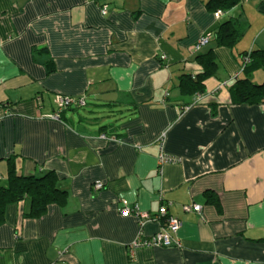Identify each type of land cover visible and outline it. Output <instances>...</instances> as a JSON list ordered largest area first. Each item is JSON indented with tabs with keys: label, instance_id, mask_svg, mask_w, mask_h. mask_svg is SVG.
I'll return each instance as SVG.
<instances>
[{
	"label": "crops",
	"instance_id": "crops-1",
	"mask_svg": "<svg viewBox=\"0 0 264 264\" xmlns=\"http://www.w3.org/2000/svg\"><path fill=\"white\" fill-rule=\"evenodd\" d=\"M211 1L0 0V183L13 159L23 176L54 172L67 192L40 218L25 216L29 200L6 207L0 264H264V102L231 96L238 80L264 83V68L242 71L246 54L264 51V0L219 19ZM229 20L244 30L233 48L217 46ZM211 49L204 92L184 94ZM56 95L85 106L53 119ZM162 133L181 161L159 172ZM192 203L202 213L184 212ZM164 205L182 222L181 247L131 252L163 225L122 211Z\"/></svg>",
	"mask_w": 264,
	"mask_h": 264
},
{
	"label": "trees",
	"instance_id": "trees-1",
	"mask_svg": "<svg viewBox=\"0 0 264 264\" xmlns=\"http://www.w3.org/2000/svg\"><path fill=\"white\" fill-rule=\"evenodd\" d=\"M239 0H212L210 9L228 11L238 4ZM244 26L237 20H229L220 25L215 34L217 46L233 48L242 34ZM248 55V54H246ZM250 62H243V72L252 74L264 68V51L249 53ZM203 72L194 79L183 78L180 84L184 94L195 95L204 92V81L212 77L217 68L216 58L211 49L197 57ZM232 100L236 104H258L264 102V83L254 84L249 78L238 80L231 89ZM8 182L0 183V225L4 223L6 207L24 200H29L30 211L25 216L40 218L53 205H64L67 192L58 186V178L54 172L42 177L23 176L17 173L13 159L9 160Z\"/></svg>",
	"mask_w": 264,
	"mask_h": 264
},
{
	"label": "built area",
	"instance_id": "built-area-1",
	"mask_svg": "<svg viewBox=\"0 0 264 264\" xmlns=\"http://www.w3.org/2000/svg\"><path fill=\"white\" fill-rule=\"evenodd\" d=\"M102 15H106L108 12L107 5H103L100 9ZM223 14L222 10H218L215 15L216 18L219 19ZM210 35H207L200 39V41L196 45V49L199 50L201 47L208 45L210 41ZM160 59L163 61L166 59L165 55H162ZM250 62L249 54L244 58V63L247 64ZM228 84L227 82H224L223 85ZM37 100H40V97L37 98ZM55 112L51 114L49 117L53 119H60L61 113L69 108L73 107H83L85 106V99L84 98H73L68 97L64 95H56L55 96ZM185 107L184 109H187ZM101 139L105 140H114L116 139L114 136L108 137L107 135H101ZM165 139V133H162L160 137L158 138V144L160 147V153L158 155V170L159 172L162 171L163 167L167 164H177L180 163L181 159L172 155H169L165 152L163 148V143ZM103 188L102 183H96L95 189L100 190ZM203 207L201 205L192 203L189 205H185L183 207L184 212L190 213V212H196V213H202ZM123 216H130L135 215L140 219V226H144L148 222L156 221V222H162V230H160L158 233L154 234L153 236L149 238H144L142 234L139 235V237L131 244L130 250L133 252L136 249L139 248H152V247H181V242L176 237L179 230L182 227V222L173 217L168 215V208L166 205L162 206L159 210L158 215L156 216H150L147 213H142L138 210V208L134 209V211L130 210L129 208H125L122 211Z\"/></svg>",
	"mask_w": 264,
	"mask_h": 264
},
{
	"label": "rangeland",
	"instance_id": "rangeland-1",
	"mask_svg": "<svg viewBox=\"0 0 264 264\" xmlns=\"http://www.w3.org/2000/svg\"><path fill=\"white\" fill-rule=\"evenodd\" d=\"M242 71H243V67H242Z\"/></svg>",
	"mask_w": 264,
	"mask_h": 264
}]
</instances>
